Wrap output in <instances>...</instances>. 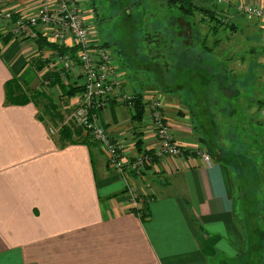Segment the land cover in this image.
I'll use <instances>...</instances> for the list:
<instances>
[{"label":"crops","instance_id":"crops-1","mask_svg":"<svg viewBox=\"0 0 264 264\" xmlns=\"http://www.w3.org/2000/svg\"><path fill=\"white\" fill-rule=\"evenodd\" d=\"M0 1L22 16L38 13L46 2L53 3ZM232 3L224 8L222 16L219 14L225 24L219 30L223 31L220 39L225 62L234 76L241 73L248 79L253 77L254 65L256 77L263 84L264 70L259 71L258 66H264V20L249 19L237 7L247 4L264 10V0ZM84 7L88 11L90 4ZM199 20L204 21L202 28L197 26L200 37H209L208 42L214 45L209 17L200 15ZM181 24L187 25L182 21ZM181 26H175L177 66L194 70L197 51L210 52L197 46L200 42L192 35L191 23L186 31L188 37L180 35L184 32ZM95 39L101 44L98 37ZM39 44L0 42V264H210L217 253L232 257L241 254L238 251L242 252L246 221L237 220L230 167L215 160L206 166L198 157H166L157 161L153 169L133 181L140 193L153 197L148 205L150 217L143 222L131 212L134 205L123 180L108 167L99 146L95 144L92 155L84 145L60 149L46 122L38 119L41 102L44 106L41 98L36 102L38 107L5 105V87L13 77L35 91L46 89L48 103H53L56 111L63 109L61 101L74 105L80 101L81 94L67 96L62 80V84L45 85L58 74L51 69L54 55ZM66 46L74 47V43L70 41ZM101 46L109 48L110 44L105 42ZM259 49L262 55L253 62L251 57ZM114 56L123 91L132 95L143 92L147 99L149 92L142 91L129 69L125 70V58L121 55L123 60H119ZM48 58L52 62L46 68L44 60ZM41 67L44 68L39 71ZM248 79L242 82L241 98L250 95ZM70 81L64 84L80 87L82 78L77 76ZM262 86L260 93H264ZM256 87L255 81L253 89ZM162 97L175 141L185 147L201 145L192 129L190 108L181 103L173 107ZM225 97L235 96L225 93ZM255 117L264 118V112ZM132 118L133 109L117 102H111L101 115L104 128L125 147L124 154L129 159L139 153L138 142L142 151L152 150L157 143L146 118L141 124ZM78 131L87 137L83 130Z\"/></svg>","mask_w":264,"mask_h":264},{"label":"rangeland","instance_id":"rangeland-1","mask_svg":"<svg viewBox=\"0 0 264 264\" xmlns=\"http://www.w3.org/2000/svg\"><path fill=\"white\" fill-rule=\"evenodd\" d=\"M84 4H90V9L85 13L86 16L89 17V23L92 31L94 32V36L98 37L101 44L108 42L110 44L109 50L113 55H116V58L118 57L117 59L123 60V58H125V70L129 69L128 73H132V75L135 77V81H137V85L143 88L142 91H148L149 96H154L155 94L158 96H165L166 99L168 98L166 101L169 103L171 102L173 107L179 106V103L183 104L181 100L185 99L184 96H188L190 100L187 102V104L189 105L190 109L192 107H196L194 102H197L198 97L199 102L197 103H199L200 106L205 107V97L212 94L215 97V99L212 101L213 109H215L214 111H217L218 113L220 111L226 112L227 110L233 114L234 117L232 118H225L220 114H218L216 117V123L219 122L218 119H220L225 126H228V134L227 130L219 129L217 131V135H215L214 131H211L212 120L208 115L205 114V112L203 115H201V121L205 128L208 129V134L210 133L212 141L218 145L224 146L225 148L227 144L233 143L234 149L237 150V152H232V155L227 157V161L229 163H227L228 165H225L230 167V170L233 173L232 181L236 196L237 220H240V217L246 214L245 218L248 217V220H250L252 223L250 231L246 230L245 227L243 229L244 232L246 231L248 236L246 242L248 245L250 243L253 244L254 241L255 243H259V223L257 219L255 220V218L258 217V210L261 204L256 201L259 194H257V192L254 193L251 191V189L254 191L255 188H250L248 182V178L254 177L256 174V172L254 173L255 167L252 168V171L250 172L251 168L249 165L246 164L244 165L243 169H241L240 166L237 168L236 164L234 163L237 161L239 162L241 159L240 155L246 151L245 146L240 148L239 145H245L248 136H253L255 131L253 123H250L251 115H248L246 112H244V110H246L248 107L249 98H247V100L243 99L242 101L237 100V97H240V93L237 92H240L242 82L248 78H245L244 75H240L241 73L238 76H234L232 73H230V67L225 62L226 53L224 52L222 59H220L221 56L217 55L218 51L210 53L205 52L204 54H202L201 51H197V63L194 70H191L190 68L179 69L177 66L179 48L176 39V27L182 25L181 28L184 29V32H180V35H183L184 37L189 36V33L186 32L189 30V28L188 25L181 24L180 19H182V15L180 10L177 8H172L171 11L174 14V18L177 17L179 20L175 19L172 21L175 25L171 23L172 15L168 13L169 9H167L166 5L164 8L163 0H86ZM213 7H217L220 10L224 9L216 5L215 1ZM192 20L193 19H187L186 22L191 23L193 31L195 32V40L200 42V45L197 46H202L203 44L201 43L200 39L201 30L191 22ZM161 23H163L164 26L161 27L157 25ZM201 25L202 24L199 26L201 27ZM158 27L161 28L158 29ZM165 27L167 28L166 30ZM157 29L160 32H163L162 36L164 39L156 42L159 40V38L154 37V42L161 43L160 47L162 51L165 50L167 44L169 47V50L166 52L168 74L162 72L165 69V67L162 66L164 65V62L157 60L155 64L151 63L150 49H147L146 45L143 43V40L145 39V33H147L148 30L152 31ZM218 35L219 36L217 38H222L223 31H221ZM258 44L255 42V45ZM130 45H134L136 49ZM151 49L154 50L153 48ZM248 50L251 51L250 49ZM261 55L262 50L259 49L256 54L251 57L252 61L254 62L256 59H259ZM129 59H131V61H129ZM207 68L210 69L209 72H207ZM258 68L259 71L260 68L264 70V66H258ZM251 72L253 77H249L248 79V90L250 95L255 94V98L263 95L260 93V91L263 89L262 85H264V79L262 78L263 84H261V78L257 79L256 77L257 71L255 70L254 65L251 69ZM215 76L221 77V80L218 79L219 83L215 82ZM255 81L257 87L254 90L253 85ZM222 84L224 86H222ZM222 88H227L226 91L230 92V94H233L235 97H232V99H226ZM178 90L182 91L179 94H176ZM254 98L250 100H253ZM76 104L74 105L67 102L64 108L60 106L63 109L57 110L56 113H61L63 110H65V112L62 114V122L48 123L49 128H52L51 134L54 138H58V131L60 130V127L63 125V123L64 125L70 126L73 130L74 128L77 131L80 129L83 130V128L80 125H77L73 119V113L76 109ZM190 118L192 120L190 122H194L193 125H191L192 129L195 131L193 126H199V121L196 117L193 118L192 114ZM236 121L242 122V125H239V129L235 130L237 136L233 138L230 134L233 132ZM231 124H233V126ZM195 133L197 135L196 131ZM258 134L259 132L257 131L256 135ZM230 137L232 139H230ZM261 138L262 135L260 134L258 140L261 141ZM136 149H139L138 145H136ZM239 149L241 153H239ZM259 150L261 153H259L258 162L264 160L263 143H260ZM232 163L233 165H231ZM241 170L244 171L243 177L240 175ZM246 173L249 175L248 178H246ZM134 180L136 182V178ZM246 242L244 244H246ZM255 243L253 246L249 247V251L246 249L247 251L244 250V252H241V260L240 258L237 259L234 256L230 257L227 254H224L223 256L222 253H217V256L215 259L211 260L210 264H253L260 258V248H258L259 244ZM223 247L225 248V246Z\"/></svg>","mask_w":264,"mask_h":264},{"label":"built area","instance_id":"built-area-1","mask_svg":"<svg viewBox=\"0 0 264 264\" xmlns=\"http://www.w3.org/2000/svg\"><path fill=\"white\" fill-rule=\"evenodd\" d=\"M85 1L53 0L52 4L46 2L38 13L24 19L19 18L15 22L12 13L0 3V20L22 40L35 41L42 36L50 42L64 46L70 41L74 43L78 53L57 54L51 69L67 84L71 83L70 78L77 76L82 78L80 86L83 87V93L76 104L73 119L107 156L109 167L126 183L132 204L139 205L136 199L140 192L131 179L133 175L142 176L144 172L149 171L148 167H151L153 157L148 151H142L129 159L124 154L125 147L114 139L101 122V115L111 102L133 109L135 97L123 91V81L114 55L109 48L97 43L94 32L87 23L89 18L85 13ZM214 1L223 8L233 4L232 0ZM237 9L249 19L264 20L263 9L253 8L247 4H240ZM51 83L52 81L48 80L45 85L48 87ZM66 103L61 101L60 105L64 108ZM145 109V118L157 140L156 146L152 149L157 159L198 157L206 166L213 164V159L204 146L185 147L175 141L160 96L149 97Z\"/></svg>","mask_w":264,"mask_h":264},{"label":"trees","instance_id":"trees-1","mask_svg":"<svg viewBox=\"0 0 264 264\" xmlns=\"http://www.w3.org/2000/svg\"><path fill=\"white\" fill-rule=\"evenodd\" d=\"M163 2H164V4H163L164 8L166 5L167 9H169L168 13H170V15H172V20H171L172 24L174 23V22H172L173 20H175V19L179 20V18H177V17L174 18V14L171 11L172 8H177L180 10V13L182 15V19H180V20L182 22L186 23L187 25L189 24L186 22L187 19H193L191 22L196 26H198V24L199 25L203 24L202 23L203 20L202 21L199 20V17H200V15H204V14L207 15L209 17L210 25H211V29H212V31H210L212 37L211 36L210 37L215 39V42H214L215 46L212 43L208 42L209 37L206 36V37L200 38V39H202L201 40V43L203 44L202 47H204L205 51H207V52L218 51L217 55L221 56L220 59H222V56L224 53L223 50L221 51L222 39L217 38V37L219 36L218 35L219 30H221V28L225 25L223 22V19L221 17L222 13L224 12V9L220 10L217 7H213L214 6V0H164ZM0 3L4 7H6L5 8L6 10H9L12 13L13 22L18 21L19 18L24 19V17L29 16V15L22 16L20 14H17V11L13 10V8H9L8 6H6L5 3H3V1H0ZM215 4L218 5L216 2H215ZM221 8H223V7H221ZM212 22H216L215 25L212 26ZM157 25L161 26V27L164 26L163 23L157 24ZM166 27H167V25H166ZM5 31H8V33H5ZM183 31H184V29H183ZM162 34H163V32H160L159 30H152V31L148 30L147 33H145V35H144L145 39L143 40V43H144V45H146L147 49H150V54H151L150 61H151V63L155 64V62L157 60L164 62V65H162V66H164L165 69L162 72L168 74V68H167L168 63L166 62V58H167L166 52L169 50L168 44H167V47L165 48V50L162 51L161 47H160L161 43H156V42H159L160 40L164 39ZM194 34H195V32L193 31V34H192L193 37H195ZM200 36H201V34H200ZM154 37H158L159 40L154 42V40H153ZM9 40L28 41V40H22V39L18 38L15 33H12V31L7 28L6 23L0 20V42L8 43ZM34 42L41 43V44H39V46L42 49L43 48L49 49L52 52V54L54 55L52 58L54 60L57 59V54L64 55V54H70L71 53L73 55H76L78 53L77 47L70 48L68 46L56 44L54 42L48 41L47 39H45L42 36H40L39 39L34 41ZM149 46H150V48H149ZM151 48L154 49L153 52L151 51L152 50ZM159 58H161V59H159ZM52 59L48 58V59L44 60V63L46 64V68L48 67L49 63L52 62ZM54 60H53V62H54ZM177 60H178V56H177ZM159 66H161V65H159ZM43 68L44 67L39 68V71L43 70ZM205 70H207V69H205ZM51 79H52V80H50V81H52L51 85H53V86H55L56 84H62L63 83L58 75L55 76L54 78H51ZM214 79H215V82L219 83V80H221V77L215 76ZM70 86L71 87H68V85H65L64 83L62 84V87L64 88V91L66 92L68 97L72 98L74 96H77V95L83 93V87H81V86L78 87V86L73 85V84ZM222 86H224V85L222 84ZM222 89H223L222 90L223 93L227 92L226 91L227 88H222ZM5 90H6L5 105H7V106H9V105L27 106L29 104H34L38 107V103L36 104V102H38V99L41 98L40 100L44 101V106L42 105V102H41V107H40L41 110L38 113V119L43 123L46 122L45 126H46L50 136L53 137V135L51 134L52 128H49L48 123L49 122L61 123L63 116L61 115V113H58V112L55 113L56 108L52 107L53 103H48L46 89L44 91H41V92L35 91L33 88L26 86L25 84H22L16 77H13L10 81L7 82ZM181 91L182 90H178L176 94H179ZM227 93H230V92H227ZM237 93H239V92H237ZM262 94L263 95H261L259 97H255V98H254L255 94L247 96V98H249L248 99L249 102H248V107L246 110H244V112H246L248 115H251L250 123H253L255 131L253 133V136H248V138L246 139L247 141H246L245 145H239L240 148H243L245 146L246 151L240 155L241 159L239 162L238 161L234 162L236 164L237 168H238V166H240V168L243 169L244 165L247 164L251 168L250 172L252 171V168H254V167H255L254 173L256 172L255 176L250 177V178H248L249 175H248V173H246V178H248L250 188H255L254 191L252 189H251V191L254 193L257 192V194H259L256 201L261 204V206L259 207V210H258V217L255 218V220L257 219V221L259 223L258 231L260 232V241H259V243H257V242L255 243V241L253 240L255 244H259L258 248H260L259 249L260 258L253 264H264V160L258 162L259 153H261V151L259 150V145H260V143L264 144V118L256 119V117H255L258 112H264V93H262ZM155 95H157V94H155ZM147 96H148L147 99H149V97H153V96H149V95H147ZM134 97H135V107L133 108V118L132 119L137 124H141V123H143V120H144L145 114H146L145 104H146L147 99H146L145 93H143V92L140 94L134 95ZM160 97H162V96H160ZM184 97H185V99L181 100L183 103L182 105L189 107L187 102H189L190 98L188 96H184ZM247 98H240L238 96L237 100L242 101L243 99L247 100ZM252 98H254V99L250 100ZM162 99H163V97H162ZM214 99H215V97L212 94L210 96L207 95L205 97V107H202V106H200L199 103H197V102H199V97H198L197 102H194V105L196 107L191 106L192 108L190 109L191 110L190 116L192 114V117L193 118L196 117L199 121V126L198 125L194 126L195 131L197 132V135H198L199 144H201L202 146H204L206 148L207 152L210 154V156L213 160H215L221 164L228 165L227 163H229V162L227 161V157L229 155H232V152H237V150L234 149V147H233L234 146L233 143L227 144L226 148L224 146L216 144L214 141H212V138L210 137V133L208 134V129L205 128V126L202 124V121H201V115H203L205 112V114L208 115L212 120L211 131H214L215 135H217V131L219 129L227 130V134H228V129H229L228 126H225L221 122L220 119H218L219 122L216 123V117L218 116V114H220L222 117H225V118H232L234 116L232 113H230L227 110H226V112L220 111L218 113H217V111H214L215 109H213V104H212V101ZM184 102H186V103H184ZM251 111H252V113H251ZM255 111H256V113H254ZM164 114H165L167 121L169 122L166 110L164 111ZM190 121H192L191 118H190ZM193 123L194 122H191L192 125H193ZM231 125L233 126V124H231ZM239 125H242V122L236 121L234 124L235 127L234 128L232 127L233 132L230 134V131H229V134L233 138L237 136L235 130L239 129ZM257 131L259 132L258 135H256ZM58 133H59L58 138L56 139L53 137V139L55 140V142L57 143V146L60 149H63L69 145H84L89 149V151L92 155V150L95 148L96 143L93 142L89 137H86V138L82 137V135L80 134L79 131L75 130V128L73 130L70 126L64 125V123L60 127V130L58 131ZM260 134L262 135L261 141L258 140V138L260 137ZM230 139H232V138L230 137ZM136 145H138V147H139L138 151L139 152L142 151V147H141L140 143H137ZM148 152L153 157V163H152L151 167H148V169H153V167L155 165H157V161H159V159H157V157L154 156L153 150L152 151L150 150ZM239 153H241L240 149H239ZM244 153H246V154H244ZM92 162L94 163L93 160H92ZM107 162H108V158H107ZM231 165H233V163ZM108 167H109V163H108ZM240 175H241V177L244 176L243 170H241ZM135 177L138 178L140 176L133 175V178L131 180L135 181L134 180ZM123 183L125 185L126 193H129L130 190L128 189V186L126 185V183L124 181H123ZM152 198L153 197H151L149 194L140 193L136 199V202L139 205H135L132 208L131 212L133 214L139 216L143 222H146L147 219H149V217H150V215H149L150 207L148 205L152 201ZM247 210H248V208H247ZM255 214H256V212H255ZM245 215L246 214L241 216L240 220L246 221V224L244 225L245 229L250 231L252 224H251V221L248 220L249 219L248 217H246L247 219L245 218ZM247 239H248V236H247L246 231H245L244 240L242 241V251L243 252L246 249L249 251V247L254 245V243L253 244L250 243L248 245L246 242ZM245 242H246V244H244ZM238 252L241 253V249ZM237 256H239V257H237ZM237 256H235L237 259L238 258H240V260L242 259L241 254H237Z\"/></svg>","mask_w":264,"mask_h":264}]
</instances>
